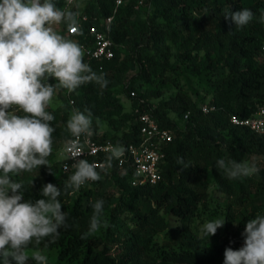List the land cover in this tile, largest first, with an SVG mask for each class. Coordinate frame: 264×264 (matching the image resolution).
<instances>
[{
  "label": "trees",
  "instance_id": "16d2710c",
  "mask_svg": "<svg viewBox=\"0 0 264 264\" xmlns=\"http://www.w3.org/2000/svg\"><path fill=\"white\" fill-rule=\"evenodd\" d=\"M53 2L61 9L68 5V0ZM136 2L128 0L114 13V0H89L78 16L91 19L82 27L83 34L68 35L65 26L66 38L88 46L92 40L85 28L92 19L96 18L95 24L102 28L103 20L113 16L109 32L113 58L99 62L84 56L93 71L104 74L107 87L101 89L95 82L84 84L65 102L69 107V101H74L81 111L90 109L94 117H101L107 108L112 110L109 114L120 113L122 106L109 85L137 61L139 72L125 90L131 110L113 121L112 130L122 131V135L100 136L115 144H136L141 137L135 110L150 112L161 127L170 128L174 134L159 165L161 179L155 185L132 186L133 170L128 166L120 170L113 163L107 172L101 171V180L75 193L64 192L63 186L75 170L55 176L52 152L49 166H41L39 178L30 179L28 173L14 178L23 182L26 199L42 198L40 189L46 183L60 187L58 199L67 213L68 227L61 228L56 238H44L39 243L33 240L28 251L53 252L56 262L73 264H223L226 248L243 246L247 220L264 214L260 198L264 194V168L254 183L248 177L229 179L216 167L221 157L241 161L259 155L264 162V135L229 122L231 115L252 117L259 106H264V0H146L135 9ZM243 8L254 13L243 28L224 18L227 12ZM140 12L147 18L135 23L131 17ZM145 36L148 42L142 43ZM167 41L175 44L174 55L168 52ZM180 77L185 79L184 85ZM190 77L197 78L201 96ZM135 84L142 85V91ZM166 87L175 92L162 98ZM131 92H135L134 97H130ZM207 97V103L216 110L203 114L200 106ZM48 110L55 117L51 122L55 128L53 147L63 145L71 138L64 108L50 106ZM93 129L99 132L97 124ZM178 156L184 158L186 169L177 165ZM212 183L227 196L215 209L206 202ZM98 199L105 202L104 217L110 226L82 239L89 230L92 204ZM204 211L211 220L221 214L225 218L224 226L208 239L202 232ZM28 264H34L31 257ZM48 264L55 263L49 258Z\"/></svg>",
  "mask_w": 264,
  "mask_h": 264
},
{
  "label": "clouds",
  "instance_id": "9594fccd",
  "mask_svg": "<svg viewBox=\"0 0 264 264\" xmlns=\"http://www.w3.org/2000/svg\"><path fill=\"white\" fill-rule=\"evenodd\" d=\"M224 18L243 28L253 20L254 13L243 8L227 12ZM61 23L69 32L83 34L78 14L61 9L53 0H0V264H28V246L33 240L39 243L44 238H56L61 228L68 227L67 213L58 199L60 187L46 183L40 189L42 198L26 199L23 182L14 178L49 166L55 132L51 122L55 117L48 109L54 98L61 89L71 93L90 82L101 89L109 83L103 73L93 71L84 61L85 50L78 41L55 30L53 25ZM49 79L55 83H48ZM71 103L74 105V101ZM93 120L90 109L71 108L66 123L71 138L63 146L77 159L64 192L75 193L86 182L101 180V171L107 172L114 160L125 155L126 148L117 142L108 145L102 163L78 158L94 135ZM258 159L221 157L216 167L229 179L247 178L259 173ZM176 163L182 170L188 167L182 156ZM104 204L103 199L92 204L89 230L82 239L110 226L104 217ZM224 224L225 218L204 223L203 235L207 239L214 236ZM242 236V247L224 250L223 264H264V214L248 219ZM31 259L36 264H48L43 250H33Z\"/></svg>",
  "mask_w": 264,
  "mask_h": 264
},
{
  "label": "built area",
  "instance_id": "2783aa9c",
  "mask_svg": "<svg viewBox=\"0 0 264 264\" xmlns=\"http://www.w3.org/2000/svg\"><path fill=\"white\" fill-rule=\"evenodd\" d=\"M68 1L72 2L73 0ZM127 1L114 0V13L118 7L124 5ZM145 2L146 0H137L135 9L141 8ZM78 19L81 29L91 21L86 15L78 17ZM112 19L113 16L104 19L102 28H100L95 24L96 18H94L92 19L93 22L85 28L87 36L92 40V43L88 46L81 45L85 50L87 59L102 62L113 58L114 43L109 36ZM67 33L68 35H75L69 31ZM262 51H264V45ZM134 96L135 93L132 92L131 97ZM200 110L203 114H209L214 112L216 107L204 103L200 106ZM135 112L138 114L137 122L141 139L136 144H122L126 148L125 155L120 160H114L113 163L120 170H123L125 166L133 170L132 186L155 185L161 179L159 165L165 157L164 148L173 140L174 134L170 128L161 127L150 112H139L138 109ZM188 115L189 113L184 116V119H187ZM229 122L233 126L247 128L254 134L264 135V106H259L252 117L242 119L231 115ZM109 144L115 145L111 140L102 138L99 132L94 131L90 143L84 147L83 155L78 158L87 159L90 163H102L108 155L107 148ZM64 153L65 161L62 165V172L69 173L74 170L72 164L75 163L77 158L72 157L71 154L65 151ZM90 183L92 181L86 182L85 185Z\"/></svg>",
  "mask_w": 264,
  "mask_h": 264
},
{
  "label": "rangeland",
  "instance_id": "374dc122",
  "mask_svg": "<svg viewBox=\"0 0 264 264\" xmlns=\"http://www.w3.org/2000/svg\"><path fill=\"white\" fill-rule=\"evenodd\" d=\"M88 2H89V0H73L72 2L68 1V5L65 6L64 9L74 11L79 16L83 12V10L86 8V6H88V4H89ZM146 18H147L146 14L144 12H140V13L134 14L131 17V20L135 21V23L140 24ZM158 21L163 22L162 19H158ZM53 27L55 28L56 31H58L64 37L67 36L66 32L64 31L65 25L63 23L58 24V25H53ZM147 42H148V40H147V37L145 36L142 40V43H147ZM165 44L169 46L168 52H170V55L171 54L174 55L176 53L175 44L171 41H167V42H165ZM148 53L154 54V52L152 50H148ZM173 60H174V58L171 59V61H173ZM138 72H139V65H138L137 61H135L134 63L129 64L127 71L122 73L119 78L112 79V81L109 85V89L111 92H113L115 94V97L119 101V104L122 106V108H121L120 113H117V114H109L110 111H112V110L110 108H107L103 112L101 117H94L93 116V118H94L93 125L97 124L99 126V133L101 135L103 133H112V134L114 133L117 135H122V131L115 132L114 130H112L113 121L115 122V121L121 120L122 118H124L123 115H126L127 113L130 112V110H131L130 104L131 103L128 100V97H127V94L125 93L126 92L125 90L129 86L132 78L134 76H136ZM180 79H181V82L183 84L185 79L183 77H180ZM190 79H191L190 81L192 82L194 88L199 90V95L201 96L203 94V91H201V88H199L196 84L197 78L190 77ZM48 83L54 84L55 81L53 79H49ZM134 86H135V88H137L138 91H142V89H143V86L140 84H135ZM185 86H187V85H185ZM163 91L164 92H163L162 98H168L169 96H171L175 92V90L171 87H168V88L166 87ZM131 93H130V97H131ZM69 94L70 93L67 90L61 89L58 92L57 96L54 98V102L51 105L52 109H58V108H62L60 106V104H63L64 105L63 106L64 114L66 115L67 120L69 119V117L71 115V108L73 106H75V102H74V105L70 103V101H72V100L69 101V107L66 106L65 100L68 99ZM209 99H210V97L205 98L204 99L205 103H207V101ZM56 101H59V103H56ZM16 111L18 112L19 110L17 109ZM169 115L171 117H174L173 113H170ZM97 118L99 121L98 123L96 122ZM125 131H127V129ZM52 152L54 154V156L52 158V163L57 168V172H55L54 175L59 176V175H61V173H63L62 172V165L65 161L64 146L62 145V143H58L55 147H53ZM252 157L259 158L257 161L258 166L260 169L264 168V162L262 160L263 159L262 157H260L259 155H253ZM40 170H41V167L39 169H35L32 172L28 173L29 178L30 179L39 178L40 177ZM20 176H17L16 178H20ZM259 177H260V175L258 173L256 175H253V176L248 177V178H250L252 182L256 183V181L259 179ZM115 198H116V196H115ZM226 198H227L226 195L219 193L217 191L214 183L210 184L209 189H208L207 201H206L210 209H215L216 207H218L217 206L218 202L223 203V202H225ZM260 198H261V201L264 202V194H262L260 196ZM221 211H222V213H224L225 210L222 209ZM203 213H204L203 217H204L205 221L206 222L210 221L211 219H210V216L208 215L207 211H204ZM218 218H224V217L221 214ZM235 228L236 227L234 226L233 230H235ZM44 254H46L48 256V259L50 258V260L55 264H73L70 262H56L54 260L55 257H54L53 252L44 251ZM112 254H114V252H112ZM28 255H29V257H31L32 250L28 251ZM34 264H36L35 261H34Z\"/></svg>",
  "mask_w": 264,
  "mask_h": 264
}]
</instances>
